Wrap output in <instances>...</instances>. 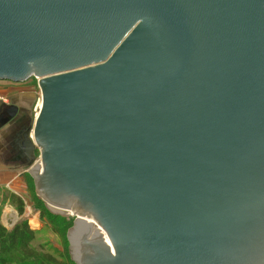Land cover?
Segmentation results:
<instances>
[{"label":"water","instance_id":"95a60500","mask_svg":"<svg viewBox=\"0 0 264 264\" xmlns=\"http://www.w3.org/2000/svg\"><path fill=\"white\" fill-rule=\"evenodd\" d=\"M30 77L75 264H264V0H0V80Z\"/></svg>","mask_w":264,"mask_h":264},{"label":"rangeland","instance_id":"374dc122","mask_svg":"<svg viewBox=\"0 0 264 264\" xmlns=\"http://www.w3.org/2000/svg\"><path fill=\"white\" fill-rule=\"evenodd\" d=\"M9 84L31 87L36 91V99L32 113L27 117V124L30 126L32 119L36 114L35 106L37 103L38 105L40 104V91L37 85V79L35 77H30L25 80V82H9ZM28 175L29 174L26 173L23 174L18 178V181L14 183L10 182L7 186L0 185L1 223L6 228H10L17 221L26 220L29 227L36 230L34 244L43 246L44 249L51 251L54 255L59 256L62 259L65 257L67 258V255L70 257L68 244L66 242V234L70 226L65 227V225H63L62 222H58V220L55 223L54 219L55 215L62 219H65L68 215L54 213L45 203L41 202L39 196L35 192L33 178L30 179ZM13 190L17 191V195L22 199V214L18 213L16 207L9 201L8 196L6 197L5 195L6 192L4 191L13 192ZM68 218L70 217L68 216Z\"/></svg>","mask_w":264,"mask_h":264},{"label":"trees","instance_id":"16d2710c","mask_svg":"<svg viewBox=\"0 0 264 264\" xmlns=\"http://www.w3.org/2000/svg\"><path fill=\"white\" fill-rule=\"evenodd\" d=\"M26 174L29 173L26 172ZM28 176L32 179L30 174ZM4 192H6V197L8 196L9 201L16 207L18 213L22 214L23 203L21 197L13 192ZM40 201L43 202L42 199ZM69 217L62 219L55 215V223L58 220L65 227L71 226L73 217ZM35 236L36 230L30 228L26 220H19L10 228L3 226L0 221V264H75L68 255L67 258L62 259L51 251L44 249L43 246L34 244ZM66 242L68 244L67 238Z\"/></svg>","mask_w":264,"mask_h":264},{"label":"crops","instance_id":"0c3cea01","mask_svg":"<svg viewBox=\"0 0 264 264\" xmlns=\"http://www.w3.org/2000/svg\"><path fill=\"white\" fill-rule=\"evenodd\" d=\"M9 82L12 81L0 80V108L12 103L18 109L17 116L28 117L35 104L36 91L27 86L10 85ZM16 135L15 126L6 123V120H0V185L3 186L18 181V178L27 172L23 163L24 156L15 146ZM13 192L17 194V191Z\"/></svg>","mask_w":264,"mask_h":264},{"label":"flooded vegetation","instance_id":"af4514ba","mask_svg":"<svg viewBox=\"0 0 264 264\" xmlns=\"http://www.w3.org/2000/svg\"><path fill=\"white\" fill-rule=\"evenodd\" d=\"M2 112H0V120L4 121L6 120V123H9L11 126H15L16 128V133H17V139H15V146L18 147L20 150L21 154L24 156L23 163L26 164L28 163V158L24 154V133L28 130L30 127L27 124V116L22 115L21 117L17 116V107H15L14 104L8 103L7 105L3 106L0 108ZM35 154H37L34 151Z\"/></svg>","mask_w":264,"mask_h":264},{"label":"built area","instance_id":"2783aa9c","mask_svg":"<svg viewBox=\"0 0 264 264\" xmlns=\"http://www.w3.org/2000/svg\"><path fill=\"white\" fill-rule=\"evenodd\" d=\"M38 107H39V105H38V103H37L36 106H35V112H37Z\"/></svg>","mask_w":264,"mask_h":264}]
</instances>
